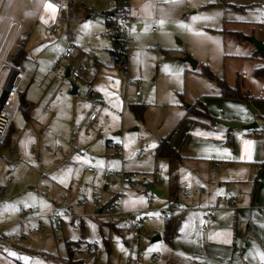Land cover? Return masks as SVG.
<instances>
[{"label": "crops", "instance_id": "crops-1", "mask_svg": "<svg viewBox=\"0 0 264 264\" xmlns=\"http://www.w3.org/2000/svg\"><path fill=\"white\" fill-rule=\"evenodd\" d=\"M53 1L57 5L58 0ZM149 1L138 0L137 7L133 9L132 35L135 36V41L131 44L133 52L135 49L142 50L138 47L142 41L140 31L145 27V10L151 4ZM94 4L95 2L89 4V9L85 8L84 15L88 16L86 19L90 18L94 12V7H96ZM71 9L67 12V19L75 13L70 14ZM101 15L103 21L88 20L91 23V27L88 28L92 38L91 43L83 39L81 34L86 30L82 27L77 37L73 35V31L68 32L69 41L65 45H68L67 48L77 49V56L75 59H67L63 55L64 61L56 62L59 66L58 73L47 74L49 71L47 70L46 75L43 76L35 74L36 69L32 65L28 64V67L25 65L33 29L23 31L24 22L21 18L4 17L0 21V61L5 60L9 66L17 68L23 74L22 79L18 81V92L13 104L20 100L25 116L21 132L19 128L13 133L11 124L9 131L11 137L5 139L2 147L12 149L17 147L20 153L29 152V155L24 158L29 163L18 159L14 162L13 168L6 169L5 184H0L6 197L0 200V204H15V199L24 204H31L35 209L49 202L55 204L57 199L62 201L80 199L83 200V204H89L91 199L95 202V195L92 193L96 190L91 192L81 179L89 178L97 181L104 178V168L111 166L122 170L124 166H127L128 163H124L122 153L127 155V147L130 146L128 141L132 138L125 132L124 127L131 125L129 117L130 112L132 113L130 111L132 104L129 103V98L121 95L123 90L114 79L118 78L121 82L124 69L110 62V56L117 52V45L107 34V10ZM75 17L83 25L87 23L82 21L80 10ZM9 21H14L16 24L6 33ZM150 31L153 32L154 28ZM97 32L100 37L95 34ZM242 35L247 37L246 41L239 43L236 37L232 41L239 47L240 54L246 55L252 51H245L247 46L243 43H252L247 35ZM93 40L98 42L93 43ZM20 44H23L24 56L19 63L12 65L10 57ZM254 50L256 52L253 54L260 55L256 48ZM97 55L101 60L96 61ZM107 58L109 64L114 67L106 69V66L101 65V61ZM249 58L246 56V59L239 60L240 66L244 67L245 63L250 62ZM77 62L83 65V71L82 78L76 80H79L84 88L88 87L89 101L86 103L81 100V96L77 97L79 86L74 83L69 74L67 78L65 77L66 71L70 73ZM24 66L27 67L26 71H22L23 68L25 70ZM262 68L264 64L255 67L250 63L242 73L243 78L237 76L235 79L229 76L230 79L226 78L225 82L228 87H234L239 82L242 94L248 97V102L240 101L251 105L255 114L248 110L244 112L240 106L237 111L230 114L229 118L216 117L218 120L236 122L241 126L257 123V129L229 130L219 124L215 117L213 119L207 115L197 117L195 123L200 125L201 129L193 135V138L203 143L205 147L198 152L196 149L190 153L196 157L197 161L181 174L182 171L179 170L178 164L174 166L180 162L181 157L179 156L178 159H169L172 161V166L166 177H161L160 172L158 176L153 172L152 179L159 184L157 190L159 195L154 194L156 198L152 203L159 206L150 211L145 206L144 212L134 214H139V228L141 225L145 226L153 238L159 235L160 239L156 241L158 243L151 242L155 245H145L147 251L141 253L136 264L139 262V264H256L250 257L246 259L245 256L253 245L257 249L264 250V138L255 133L257 130H264V77L254 75L255 71ZM4 69L8 74V68L0 67V75ZM126 72L127 69H125ZM7 74L0 82V97ZM65 80H71L70 84L77 87L75 94L77 96L73 100L69 98L72 95H66ZM128 85L133 86L132 81L129 80ZM142 96L140 93V96H135V99H140ZM92 113L96 114L93 121L89 120ZM138 137L135 140L136 146L145 142L143 138L139 143ZM107 141L114 142L116 146L121 147L120 155H116L121 157L119 159L121 166L118 165L116 159L111 158L114 152L108 146ZM244 141L253 142L250 151L245 148ZM160 142L153 141L152 144L158 145ZM139 151L138 156L145 155V151L143 154ZM77 157L81 159H75ZM18 161L25 166L21 168L22 173L18 180H13L12 175L19 166ZM97 161L102 162V166H98ZM219 163H226V165L219 166ZM68 168L72 171L65 175V170ZM87 168H93V171H88ZM81 170H85V173L79 174ZM114 173L118 174L116 171ZM158 177H160L159 181H157ZM108 178L104 179L108 180ZM110 179L120 182L117 176ZM39 183H43V186ZM26 186H29L30 191L34 188V191L31 194H23V188ZM43 187H48L50 192L45 193ZM149 188L152 187L149 186L148 190ZM185 188L189 189L188 194L174 197V193ZM201 188L202 191L198 192ZM68 190L71 194L69 196H67ZM124 190L121 188L122 193ZM83 192H86L85 200L81 197ZM143 194L147 192H142L140 197L145 199L147 205L150 206L152 203L147 198L148 196ZM121 196L122 194L120 198ZM135 198L137 200L132 203L127 204L125 201L126 208H131L132 204L138 209L143 207L140 205L139 198L137 196ZM117 207L115 212L116 209L122 212V205ZM161 209L166 211H161ZM25 210L20 209L19 214L28 216L27 219L30 220L38 222L42 220V216L36 215L33 210L28 213ZM133 215L130 216L133 217ZM48 220L53 219L49 217ZM201 220L204 221L203 224L200 223ZM217 233L221 235L217 236ZM139 237L140 234L138 239ZM152 253H158L156 260L151 257Z\"/></svg>", "mask_w": 264, "mask_h": 264}, {"label": "rangeland", "instance_id": "rangeland-1", "mask_svg": "<svg viewBox=\"0 0 264 264\" xmlns=\"http://www.w3.org/2000/svg\"><path fill=\"white\" fill-rule=\"evenodd\" d=\"M110 1L78 0L70 14L75 13L67 19V13L58 15L56 12L53 16L46 12L43 8V0H0V21L4 17L21 18L24 22L23 31L33 29L25 65L27 67L28 64L32 65L37 75H46L47 70H49L47 74H56L59 67L56 62L59 60L63 62V55L66 49H69L68 45H65L69 41L68 32L73 31L76 37L81 33L79 29L83 24L75 17L78 10L82 14L83 22H88L90 19L103 21L101 14L109 10ZM126 1L129 3L132 16L138 0ZM50 2L55 4L53 0ZM93 2L96 6L94 12L86 19L88 16L84 15L85 8L89 9L88 5ZM149 2L151 4L145 10L144 21L148 27L140 31L142 41L138 47L142 50L135 49L133 52V47L131 48V44L135 41V36L132 35L133 21L130 31L132 40L126 48L127 72L125 73V69L122 72L121 82L118 78H114L123 90L121 95L129 98V103L132 105H144V112L141 119H136L130 112L131 125L124 127L125 132L132 138L128 141L130 146L127 147V155L122 153L124 163H128L127 166L122 170L111 166L104 168L106 172L121 171L135 174L136 189L126 187L122 193L119 180L110 179L113 177H109L108 180L100 178L97 181L86 177L88 179L80 178L82 183L89 187L91 192L96 190L92 193L95 195V202L91 199L89 204H83V200L80 199V201L57 199L55 204L45 203L36 209L31 204H24L17 199L15 204H0V264H25V261L20 259L25 256L29 258L27 264H136L141 253L147 251L145 245L155 244H151L153 236L150 231L142 225L139 228V214L134 213H141L145 206L150 207H146L149 211L159 206L152 203L156 197L148 190L149 186L156 190L159 187L158 182L152 179L153 170L160 172L161 177H166L172 166V161L154 156L153 152L157 146L154 144L169 137L171 147L181 157L180 162L174 166L178 164L182 174L184 170L189 169L188 166L197 161L190 153L205 148L203 143L193 138L201 127L195 123L197 117L186 109L190 104L199 100L207 116L212 119L229 118L230 114L237 111L240 106L244 112L247 110L251 112L247 103L243 104L233 98H221L215 81L203 77L200 70L205 67L212 75L226 82V78L230 79L229 76L235 79L237 76L241 77L250 63L255 67L264 64L260 55L253 54L256 52L255 46L249 42L243 43L247 46L245 51L252 52L241 55L239 47L232 41L235 39V34L239 33L264 45V0H150ZM161 19L164 20L163 24L156 23ZM181 24L188 27H181ZM53 26L57 27L54 34L49 32V28ZM151 28H154L153 32L150 31ZM95 34L100 37L99 32ZM81 35L84 40L87 39V42L91 43L89 29L83 31ZM97 42L93 40V43ZM116 49L118 51L119 47L117 46ZM246 56L250 57L251 61L241 67L239 60L246 59ZM186 58L197 63L196 69L191 68L185 61ZM97 60H101L99 55L96 57ZM101 65L106 66V69L114 67L109 64L108 58L102 60ZM26 66H24L25 70L21 68L22 71H26ZM6 74L7 70L4 69L0 75V82ZM129 80L132 81V85L140 80V93L143 95L140 99H135L134 85L130 87ZM73 81L79 86V93L78 96L72 95L69 98L73 100L75 96L78 98L81 96V100L85 103L89 101L88 87L81 86L79 80L73 79ZM65 82L66 95L69 96L71 80ZM249 106L252 108L251 105ZM12 110L13 133L19 128L21 132L25 116L20 100L12 105ZM216 121L225 122L218 119ZM138 135L143 136L145 142L136 146L135 140ZM10 137L11 133L9 139ZM1 149L0 184L4 185L6 169L13 168L14 162L18 159L25 161L24 158L29 152L20 153L17 147ZM141 149L145 151L142 157L138 156V151ZM111 156L109 157L116 159L121 166L119 160L121 157L113 153ZM21 161H18L19 166L12 175L13 180H18L22 173L21 168L25 166ZM81 173L84 174L85 170H81L79 174ZM28 187L23 188V194H31L34 191V188L30 191ZM142 192H147V198L152 203L150 206L140 197ZM85 193H81L84 200ZM121 194L122 212L118 209L115 212V208L118 207L113 204L115 213L108 215L107 210L112 201ZM69 195L71 194L68 190L67 196ZM136 196L143 207L138 209L132 204L131 208H126V203L137 200ZM20 209L33 210L36 215L42 216V220L38 222L27 219L28 216L19 214ZM53 209L59 212L57 221L48 220ZM131 214H134L133 217L130 216ZM134 228L137 234H140L139 239L133 238L131 234ZM87 245L91 247L90 252H76V246L83 248ZM9 252H15L17 255L11 256Z\"/></svg>", "mask_w": 264, "mask_h": 264}, {"label": "built area", "instance_id": "built-area-1", "mask_svg": "<svg viewBox=\"0 0 264 264\" xmlns=\"http://www.w3.org/2000/svg\"><path fill=\"white\" fill-rule=\"evenodd\" d=\"M78 0H58L57 2V14L58 15H64L67 13L73 6L77 4ZM109 10L107 11L106 19L108 22V31L107 34L110 38H112L116 45L119 47V50L112 54L110 56V62L111 64L121 66V68L126 69V57H127V46L131 42V26L134 21V18H132L130 13V6L129 3L126 0H111ZM16 23L14 21H9L7 24V31L15 25ZM49 31L54 34L57 31V27L53 26L49 28ZM97 38V37H95ZM78 54V50L75 48H69L65 54L64 57L67 59H75V57ZM0 67H6L8 68V74L7 78L5 80L4 85L1 88V97H0V142L3 140L4 136L6 135L8 128L11 124L12 117H13V110H12V104L13 101L17 95L18 92V81H20L23 77L22 72H20L17 68L13 66H9L5 60L0 61ZM82 71H83V65L80 62L76 63V66L73 70L70 71L69 77H72L73 79H81L82 78ZM135 87L134 95L140 96L141 91V84L140 80H137L133 83ZM90 95L93 96V93L90 92ZM96 117L95 113H92L89 117V120L93 121ZM257 135L262 136L264 138V130H257L255 132ZM143 140V136L138 137V142L141 143ZM108 142V146L113 150L115 155H120L121 153V147L116 146L114 142ZM140 154H143L144 151L140 150ZM226 163H219V166H224ZM88 171H93V168H87ZM156 175H159L158 171H154ZM104 178L108 177H115L118 176L121 183V188L125 189L126 187L129 188H135L137 186L136 175L130 174L126 172H120L118 174L112 172V171H104ZM160 180V177H158L157 181ZM40 186H43V183H39ZM95 190V189H94ZM202 188L198 190V192H201ZM44 192L48 193L50 192V189L48 187H44ZM189 193V189H180L176 193H174V197L176 196H185ZM146 196L147 194H143ZM6 197V194L4 192V189L0 187V200L4 199ZM121 206V198L120 195L118 197H115L112 201L111 206L107 210V214L111 215L114 212V206ZM161 211H166L162 210ZM25 212H31L30 209H26ZM51 219H57L59 217V212L56 209L52 210L51 215L49 216ZM205 228V226H203ZM133 238H138L139 234H137V231L135 228L132 231ZM91 247L89 245L79 248V246H76V252H90ZM144 253V252H142ZM151 257L156 260L158 257V253H152Z\"/></svg>", "mask_w": 264, "mask_h": 264}, {"label": "trees", "instance_id": "trees-1", "mask_svg": "<svg viewBox=\"0 0 264 264\" xmlns=\"http://www.w3.org/2000/svg\"><path fill=\"white\" fill-rule=\"evenodd\" d=\"M108 23V22H107ZM235 37L239 43L246 41L247 37L236 33ZM24 56L23 52V44H20V46L17 48L16 52L10 57V63L12 65H16L19 63ZM264 61V57H262ZM200 74L207 78L209 81H215V84L219 90L221 98H233L237 100H241L244 102H248V97L246 95H243L241 92L240 84L237 82V84L234 87H228L224 81V79H220L215 77L210 73L208 69L205 67L200 70ZM255 76H263L264 77V68L259 69L258 71L254 72ZM72 78V77H71ZM73 79V78H72ZM75 80V79H74ZM197 107V108H196ZM144 105H131L130 106V111H132L133 115L135 118H142L143 115V110ZM186 109H188L189 112H192L196 117H205L207 115L206 110L204 109L203 105L201 102L198 100L197 102L190 104ZM11 126V124H10ZM10 126L8 128V131L6 135L4 136L3 140L0 142V149L3 146V142L5 139L9 137V131H10ZM161 142L157 145L155 151H154V156L156 158H163V159H178L179 156L177 155V152L171 147V143L168 138H164L160 140Z\"/></svg>", "mask_w": 264, "mask_h": 264}, {"label": "snow or ice", "instance_id": "snow-or-ice-1", "mask_svg": "<svg viewBox=\"0 0 264 264\" xmlns=\"http://www.w3.org/2000/svg\"><path fill=\"white\" fill-rule=\"evenodd\" d=\"M43 8L45 9L46 12H49V13H51L54 16V14L57 11L58 6L53 4V3H51L50 0H43ZM193 19H195V17ZM42 20H43V17H42ZM156 23L163 24L164 20L161 19L159 21H156ZM180 26L181 27H188L187 25H183V24H181ZM90 27H91V23L90 22H87L84 25H82V29H84V30H87ZM145 27H148V25H145ZM201 35H202V33H201ZM252 143H253L252 141H244L245 148L250 151ZM225 151H227V150H225ZM241 158H243V157H241ZM75 159L79 160L81 158L77 157ZM97 165L98 166H102V162L97 161ZM71 171H72L71 168L66 169L65 170V175L69 174ZM41 203H43V202H41ZM200 223L203 224L204 221L201 220ZM216 235L219 236L221 234L217 233ZM225 242H228V241H225ZM9 255L16 256L17 254L15 252H9ZM249 257L251 258V260L253 262H256V264H264V250L257 249L255 247V245H253V248L245 256L246 259H248ZM20 259L24 260L25 264H27V262L29 260V258L26 257V256L25 257H20Z\"/></svg>", "mask_w": 264, "mask_h": 264}, {"label": "water", "instance_id": "water-1", "mask_svg": "<svg viewBox=\"0 0 264 264\" xmlns=\"http://www.w3.org/2000/svg\"><path fill=\"white\" fill-rule=\"evenodd\" d=\"M249 41L252 43L253 46H255L256 50H257V53L260 54L262 57H264V45L261 43V42H258L257 40L255 39H249ZM185 61L187 63L190 64L191 68L192 69H196L197 67V63L193 62L191 59H188L186 58ZM68 74H69V71L67 70L66 71V74H65V77L67 78L68 77ZM76 90H77V87L76 85L72 84L71 83V89H70V92L69 94L70 95H75L76 94ZM247 107L250 109L251 113L252 114H255V111L250 108L249 105H247ZM219 124H221L222 126H224L225 128L227 129H242V130H255L257 129L258 125L257 123H250V124H245L244 126H241L239 123H236V122H218ZM149 191L154 195H159L158 191L156 189H152V188H149ZM160 239V236L159 235H156L152 240L151 242L152 243H155L156 241H158Z\"/></svg>", "mask_w": 264, "mask_h": 264}]
</instances>
